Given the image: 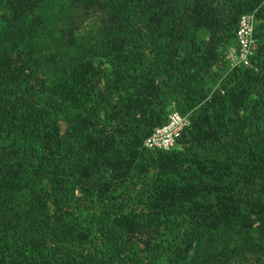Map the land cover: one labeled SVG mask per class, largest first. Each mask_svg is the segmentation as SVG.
I'll use <instances>...</instances> for the list:
<instances>
[{
  "label": "trees",
  "instance_id": "16d2710c",
  "mask_svg": "<svg viewBox=\"0 0 264 264\" xmlns=\"http://www.w3.org/2000/svg\"><path fill=\"white\" fill-rule=\"evenodd\" d=\"M0 264H264V0H0Z\"/></svg>",
  "mask_w": 264,
  "mask_h": 264
},
{
  "label": "built area",
  "instance_id": "2783aa9c",
  "mask_svg": "<svg viewBox=\"0 0 264 264\" xmlns=\"http://www.w3.org/2000/svg\"><path fill=\"white\" fill-rule=\"evenodd\" d=\"M253 20L249 14L240 17L236 36L238 48L230 51L229 59L233 66L248 64V57L252 54L251 44L253 42ZM190 123L187 115H182L173 111L168 115L165 124L154 128L152 133L144 140V145L148 148L170 149L179 137L182 129Z\"/></svg>",
  "mask_w": 264,
  "mask_h": 264
}]
</instances>
